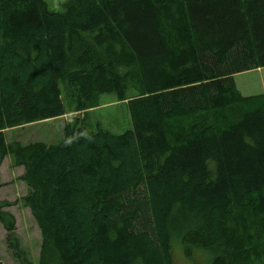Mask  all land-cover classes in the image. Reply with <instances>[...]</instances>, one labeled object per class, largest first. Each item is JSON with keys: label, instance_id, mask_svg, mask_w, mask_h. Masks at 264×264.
Segmentation results:
<instances>
[{"label": "trees", "instance_id": "16d2710c", "mask_svg": "<svg viewBox=\"0 0 264 264\" xmlns=\"http://www.w3.org/2000/svg\"><path fill=\"white\" fill-rule=\"evenodd\" d=\"M259 68L264 0H0V167L22 168L36 264H175V246L189 264H264V95L234 80ZM122 69L141 91L130 130L7 143L65 103L126 100ZM19 201H0V225L34 264L7 211Z\"/></svg>", "mask_w": 264, "mask_h": 264}, {"label": "rangeland", "instance_id": "374dc122", "mask_svg": "<svg viewBox=\"0 0 264 264\" xmlns=\"http://www.w3.org/2000/svg\"><path fill=\"white\" fill-rule=\"evenodd\" d=\"M51 8L57 10L63 0H46ZM120 73L129 81L126 100L119 102L114 95L105 94L97 96L94 107L84 112H75L71 104L65 103L64 115L42 122L20 126L5 130L7 143L18 141L21 144L31 142L56 143L64 139L65 128H78L81 125L86 132L94 131L96 126L114 135H120L130 130L131 118L128 110V101L141 94L135 81H130L124 69ZM134 75V72H132ZM238 91L244 96L264 95V68H259L234 77ZM22 168L15 167L11 156H7L1 167V182L4 184L0 190V201L14 202L20 200L27 192L26 185L18 180ZM16 221V235L22 249L29 260L37 263L41 237L39 230L30 214L21 201L7 209ZM6 233L0 225V260L2 264H18L6 245ZM175 264H189L181 255L178 246L174 248ZM196 264H207V258L196 256Z\"/></svg>", "mask_w": 264, "mask_h": 264}, {"label": "crops", "instance_id": "0c3cea01", "mask_svg": "<svg viewBox=\"0 0 264 264\" xmlns=\"http://www.w3.org/2000/svg\"><path fill=\"white\" fill-rule=\"evenodd\" d=\"M2 189V188H1ZM23 197V196H22Z\"/></svg>", "mask_w": 264, "mask_h": 264}]
</instances>
